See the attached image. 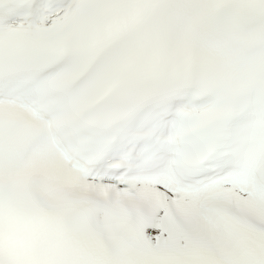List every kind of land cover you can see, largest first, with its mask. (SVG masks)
<instances>
[{
    "label": "snow or ice",
    "instance_id": "1",
    "mask_svg": "<svg viewBox=\"0 0 264 264\" xmlns=\"http://www.w3.org/2000/svg\"><path fill=\"white\" fill-rule=\"evenodd\" d=\"M0 264H264V0H0Z\"/></svg>",
    "mask_w": 264,
    "mask_h": 264
}]
</instances>
